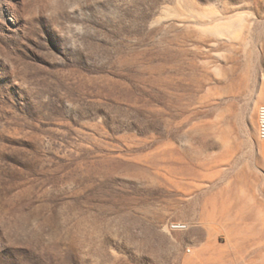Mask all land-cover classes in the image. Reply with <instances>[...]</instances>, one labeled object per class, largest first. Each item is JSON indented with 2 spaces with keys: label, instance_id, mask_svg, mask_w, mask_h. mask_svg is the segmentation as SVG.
Here are the masks:
<instances>
[{
  "label": "rangeland",
  "instance_id": "1",
  "mask_svg": "<svg viewBox=\"0 0 264 264\" xmlns=\"http://www.w3.org/2000/svg\"><path fill=\"white\" fill-rule=\"evenodd\" d=\"M263 104L264 0H0V264H264Z\"/></svg>",
  "mask_w": 264,
  "mask_h": 264
},
{
  "label": "bare ground",
  "instance_id": "2",
  "mask_svg": "<svg viewBox=\"0 0 264 264\" xmlns=\"http://www.w3.org/2000/svg\"><path fill=\"white\" fill-rule=\"evenodd\" d=\"M212 30L216 34L219 33V29L217 28V26L212 27ZM259 146H260V150L264 153V139L261 142H259ZM226 200L231 201V198L224 199V201ZM235 202H237L238 205ZM235 202L233 203L232 207L231 205H229V208L226 207L225 211H231L233 207L237 208L235 210L236 215L240 216L241 219L245 220V229L247 230L259 229L264 231V181L261 182L257 193L241 196L238 199H236ZM226 226L228 227V229L226 230L227 233L228 231L234 228L233 223H227Z\"/></svg>",
  "mask_w": 264,
  "mask_h": 264
},
{
  "label": "built area",
  "instance_id": "3",
  "mask_svg": "<svg viewBox=\"0 0 264 264\" xmlns=\"http://www.w3.org/2000/svg\"><path fill=\"white\" fill-rule=\"evenodd\" d=\"M257 132L258 136L264 139V104L260 105L257 111Z\"/></svg>",
  "mask_w": 264,
  "mask_h": 264
}]
</instances>
